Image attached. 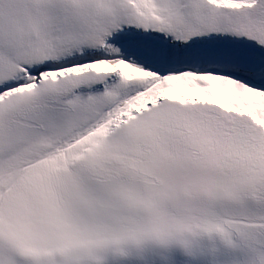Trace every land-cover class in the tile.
<instances>
[{
	"label": "snow or ice",
	"instance_id": "snow-or-ice-1",
	"mask_svg": "<svg viewBox=\"0 0 264 264\" xmlns=\"http://www.w3.org/2000/svg\"><path fill=\"white\" fill-rule=\"evenodd\" d=\"M0 264H264V0H0Z\"/></svg>",
	"mask_w": 264,
	"mask_h": 264
}]
</instances>
